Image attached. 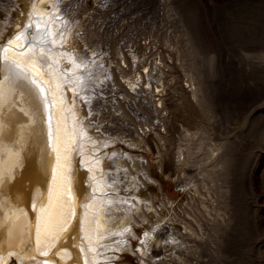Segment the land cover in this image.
<instances>
[{"label": "rangeland", "instance_id": "obj_1", "mask_svg": "<svg viewBox=\"0 0 264 264\" xmlns=\"http://www.w3.org/2000/svg\"><path fill=\"white\" fill-rule=\"evenodd\" d=\"M21 2L0 0L1 43ZM51 9L91 54L79 81L87 67L94 117L116 125L106 163L129 204L116 202L117 232L104 237L126 247L111 251L116 261L264 264V0H53ZM148 88L159 90L155 111L141 99Z\"/></svg>", "mask_w": 264, "mask_h": 264}, {"label": "bare ground", "instance_id": "obj_2", "mask_svg": "<svg viewBox=\"0 0 264 264\" xmlns=\"http://www.w3.org/2000/svg\"><path fill=\"white\" fill-rule=\"evenodd\" d=\"M52 1L22 0L11 21L13 34L0 42V173L13 176L0 185V264H11L13 257L14 264H119V255L111 251L126 247L105 243L104 238L117 232L110 221L116 202L129 206L128 196L116 191V164L106 163L116 125L94 117L92 100L79 81L84 41L63 32L55 12L48 10ZM35 25L63 45L48 53V70L33 54L47 49L28 47L18 34L36 33ZM7 61L19 65L43 90L47 124H41L34 100L9 78ZM157 92L148 88V98H141L152 111L157 110L152 98ZM129 139L134 138L124 140ZM134 162L138 165V158ZM145 201L151 208L152 201ZM141 204L135 206L139 215ZM150 248L158 253L156 244Z\"/></svg>", "mask_w": 264, "mask_h": 264}, {"label": "snow or ice", "instance_id": "obj_3", "mask_svg": "<svg viewBox=\"0 0 264 264\" xmlns=\"http://www.w3.org/2000/svg\"><path fill=\"white\" fill-rule=\"evenodd\" d=\"M29 25H25V29H27ZM35 28L37 29L36 33H33L31 35L26 34L25 32L18 33L19 35H22L24 40L27 42L28 47H31L33 49H36L40 46H44L47 51L46 52H35L34 55L38 56L41 63L44 65L45 69L48 70L50 68V64L52 63L51 57L48 53L52 52L54 49L62 48V44H58L56 41L52 39V36L46 32H44L42 29H40L39 25H35ZM91 58V54L89 53L87 57L81 56L79 59L82 61V63L86 64L87 59ZM8 63V71H9V78L14 79L18 86L24 89L29 97H31L34 100L35 107L37 110L38 115L40 116L41 124H47L48 122L44 120V116H46L48 111V103H47V97L43 93V90L39 87V85L36 83L35 80H33L26 71L22 70L21 67L14 62L7 61ZM85 72V79L83 81V87L88 88V84L92 80V77L88 74L89 69L87 67L84 68ZM50 74V72H49ZM71 81H65L66 85H70ZM74 98H79L81 100H84V97L79 96L78 93L73 94ZM88 116H91L92 113L89 111L87 112ZM85 120H87V117H85ZM91 128H95V125H88ZM47 136L50 138L51 136V129L50 125L48 128ZM79 147V145L77 146ZM13 179V176L10 174H4L0 173V185H3L6 181H10Z\"/></svg>", "mask_w": 264, "mask_h": 264}]
</instances>
